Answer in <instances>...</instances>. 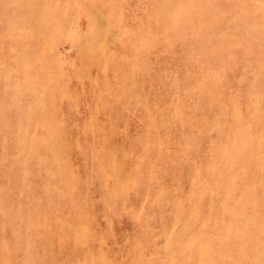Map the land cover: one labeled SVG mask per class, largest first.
Segmentation results:
<instances>
[{
  "label": "rangeland",
  "instance_id": "obj_1",
  "mask_svg": "<svg viewBox=\"0 0 264 264\" xmlns=\"http://www.w3.org/2000/svg\"><path fill=\"white\" fill-rule=\"evenodd\" d=\"M0 264H264V0H0Z\"/></svg>",
  "mask_w": 264,
  "mask_h": 264
}]
</instances>
